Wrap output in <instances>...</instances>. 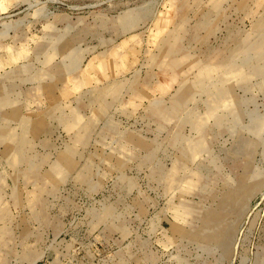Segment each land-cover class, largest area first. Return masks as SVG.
I'll return each mask as SVG.
<instances>
[{
    "label": "rangeland",
    "instance_id": "1",
    "mask_svg": "<svg viewBox=\"0 0 264 264\" xmlns=\"http://www.w3.org/2000/svg\"><path fill=\"white\" fill-rule=\"evenodd\" d=\"M0 264H264V0H0Z\"/></svg>",
    "mask_w": 264,
    "mask_h": 264
}]
</instances>
